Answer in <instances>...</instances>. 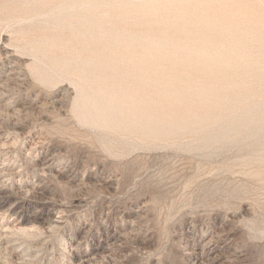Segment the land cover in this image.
<instances>
[{"label": "rangeland", "instance_id": "374dc122", "mask_svg": "<svg viewBox=\"0 0 264 264\" xmlns=\"http://www.w3.org/2000/svg\"><path fill=\"white\" fill-rule=\"evenodd\" d=\"M1 172L0 264H264V0H0Z\"/></svg>", "mask_w": 264, "mask_h": 264}, {"label": "bare ground", "instance_id": "6f19581e", "mask_svg": "<svg viewBox=\"0 0 264 264\" xmlns=\"http://www.w3.org/2000/svg\"><path fill=\"white\" fill-rule=\"evenodd\" d=\"M96 1H99L100 2V4H103L104 3V0H96ZM14 62V61H13ZM12 62V63H13ZM19 62V61H18ZM7 64V63H6ZM15 64V63H14ZM13 64V66L11 65V68L8 70V73L9 74H12V73H14L15 72V70H14V67H15V65ZM21 64V63H20ZM17 65V64H16ZM17 72V71H16ZM19 78V77H18ZM8 80H9V78H8ZM3 85V84H2ZM106 92V90L105 89H100L99 91H98V95H101V96H103L104 95V93ZM5 93V92H4ZM103 94V95H102ZM4 95V94H3ZM2 96V95H1ZM104 96H106V95H104ZM103 96V97H104ZM3 97V96H2ZM117 98H119V95L117 96H115V95H113L112 96V94H110V96H108V99H110V100H115V101H117L118 99ZM127 98V97H126ZM105 100V99H104ZM104 100H102V101H104ZM120 100H125V98L122 96V99H120ZM61 101V100H60ZM55 159H54V157L53 156H49L45 161H44V163H43V165H44V169H49V168H53V164H54V161ZM5 163V162H4ZM8 169H6L5 171H7ZM4 171V172H5ZM57 171V170H56ZM4 172H1L0 173V176H7V175H12L13 173H4ZM36 187V186H35ZM64 220V219H63ZM23 242V241H22ZM210 253L211 254H214L215 252H216V249L215 248H210ZM227 252V251H226ZM27 253V252H26ZM107 254V253H106ZM191 254L194 256V259L199 263V262H201V260L204 258V253L202 254V252H191ZM218 254V253H217ZM18 255V254H17ZM33 256V255H32ZM35 257V256H34ZM71 258H72V261L73 262H71L72 264H91V260H90V257H89V255L88 254H79V253H77V254H75V255H71ZM31 259H32V257H31ZM205 261V260H204Z\"/></svg>", "mask_w": 264, "mask_h": 264}]
</instances>
